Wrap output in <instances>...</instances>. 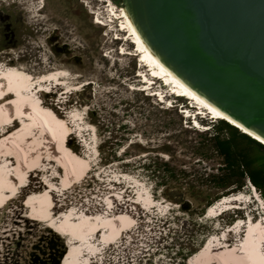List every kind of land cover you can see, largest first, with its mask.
Instances as JSON below:
<instances>
[{"label": "rangeland", "instance_id": "obj_1", "mask_svg": "<svg viewBox=\"0 0 264 264\" xmlns=\"http://www.w3.org/2000/svg\"><path fill=\"white\" fill-rule=\"evenodd\" d=\"M8 1L0 0L5 10ZM124 11L121 0H58V26L62 24L66 28L65 40L74 45L82 63L58 61L54 51L44 43V36L40 41L44 52L40 71L31 62L9 64L6 59H0V71L16 70L28 84L23 92L29 101L22 100V107H29L36 100L40 109L54 117L56 126H61L57 137L52 138L39 127L37 119H27V131L16 137L27 153V160H19L17 151H13L17 153L15 157L8 153L0 156V165L8 171L3 176L13 182L16 191L0 187V204L4 202L0 211L12 222L11 215L20 211L28 213L22 202L25 194L45 189L52 220L75 223L87 215L89 227L108 220L116 229L109 231L108 225L98 227L91 239L96 252L87 253L80 261L88 258L87 264H189V259L208 241L224 243V249L240 243L250 220H260L264 200L247 183L242 191L214 200L211 206L222 203L216 215L211 216L207 214V203L214 199L215 190L199 184L196 189L204 193L201 199L186 194L193 207L201 210L192 215L165 194L166 186L158 184V175L166 173L158 166L160 162L168 161L173 173L178 175L169 182L171 191L191 192L189 181L194 172H216L220 160L213 155L198 160L192 146L200 138L198 131L208 128L200 119L211 122L213 118L206 111L196 115L199 109L191 106V99H179L159 77L151 76L142 67ZM96 16L105 25V17L112 21L102 26L95 22ZM52 27L49 25L46 34ZM139 73L150 78L147 83ZM48 75L54 78L42 80ZM90 82L91 94L86 90L85 97H81L80 89ZM153 91L159 97L150 94ZM43 92L47 93L46 97ZM7 98L14 97L8 94ZM181 103L187 113L182 112ZM94 108L101 115L99 120H93L90 115ZM112 115L116 120L111 119ZM19 124L17 120L6 126L0 124V138L7 133L5 129H15ZM8 146L3 143L0 149H10ZM59 157L69 162L70 169ZM235 195L243 196L242 202L230 199ZM130 208L135 213L133 219L124 213ZM186 221H192L193 230L185 228ZM235 224L239 226L234 227ZM230 227L234 231H229ZM105 232L114 238L111 244L99 241V235ZM63 240H68L67 236ZM221 250L214 247L205 251L194 264H219L214 256ZM232 254L229 251L224 255L230 264H245L240 255Z\"/></svg>", "mask_w": 264, "mask_h": 264}, {"label": "water", "instance_id": "obj_2", "mask_svg": "<svg viewBox=\"0 0 264 264\" xmlns=\"http://www.w3.org/2000/svg\"><path fill=\"white\" fill-rule=\"evenodd\" d=\"M121 2L166 67L264 141V0ZM91 86H83L88 95ZM168 195L183 211L195 210L184 192Z\"/></svg>", "mask_w": 264, "mask_h": 264}, {"label": "bare ground", "instance_id": "obj_3", "mask_svg": "<svg viewBox=\"0 0 264 264\" xmlns=\"http://www.w3.org/2000/svg\"><path fill=\"white\" fill-rule=\"evenodd\" d=\"M124 15L126 16L128 26L130 27V30L132 31V34L134 35L135 42L137 43V49L135 50L137 51L136 53H138V55L140 56L139 61L143 64L142 67L145 70H147L151 76L156 77V78L159 77V79H161L164 84H166L167 86L171 88V90H173L172 92L174 93L176 92L177 94H181L183 96L184 95L188 96V98L191 99L192 101L191 106L197 107V109H199L196 115H199L202 112L206 111L207 114L209 113L212 116V118H216V119L224 118L227 121L234 124L235 126H237L238 128H240L241 130H243L244 132L248 133L249 135L251 134V136L255 137L256 139H259L260 141L264 143L263 140L258 138L256 135H253L252 132H250L248 129L240 125L238 122L234 121L226 113L221 111L217 106L213 105L206 98L199 95L196 91H194L191 87H189L186 83H184L179 77H177V75H175L168 67H166L158 59V57L149 49V47L145 44L140 34L137 32L136 28L134 27L126 11H124ZM105 18L107 22L106 25H108L109 24L108 21H110L111 19H109V17L108 18L105 17ZM10 69H3L2 71H0V124H2L3 126L10 125L11 121L13 120L15 121L18 118L19 119L17 121H19L20 124L15 129L7 132L5 135H3L0 138V145L5 143L9 145L8 147L10 148L8 149L6 147L8 150L0 149V156H3L6 153H8L11 157H15L17 153L14 154L13 151L14 152L17 151L19 152L18 154V157L20 158L19 160L22 159L23 161V158L27 160L26 158L27 153L25 152V149L22 147V144L16 140V137H17V134H20L21 132L25 133L27 131V128H28V126H26V123L28 122L26 121L27 119L29 120L32 117L35 119V121L37 119L38 120L37 122L40 124L39 127L41 126L44 129V131L51 134L52 138H55V136L57 137V129L60 128L61 126H56L57 124L53 120L54 117H49V112H46V111L44 112L42 109H40V104L38 102H35L36 100H34V104L32 105L27 104V106L29 105V107H26V106L22 107L21 102L29 101L28 97H26L23 92L25 89H27L28 84L24 83L19 72H17L16 70L14 71ZM60 74L61 73H58V75ZM139 75L142 77L143 73H139ZM143 76H144L145 82L147 83L148 79L150 78H148L146 74H144ZM53 78H54V75H48V76L43 77V79L40 78L39 80L53 79ZM42 89L43 88H39V90H42ZM8 94L13 95L14 98L8 99L7 98ZM17 98H20V99L18 100ZM24 102H23V105H24ZM182 111H184V109ZM32 121L34 120L32 119ZM35 121H34V125H35ZM37 122H36V125H37ZM26 138H28V135H26ZM61 141L62 140L60 139L59 142ZM61 151H63L62 147H61ZM66 156H67V153H66ZM59 158H61L60 159L61 162H63L65 166L68 169H70L69 162L64 158L62 160V157H59ZM5 170L6 169L0 165V187L5 189L6 191H15V188L12 184L13 182L9 180V178H5L6 176L5 177L3 176V174L8 172L7 170L6 171ZM15 170L18 176L20 173L18 171V166H16ZM19 185H22V184L19 183ZM47 193H48V190L45 191L44 189V191L40 193L30 194L26 198V200L24 201V205L28 207V213H27L28 217H31L33 219H38V220H45L48 226L54 229L57 233L67 236L68 251L62 261V264H87L89 262L88 258H84L83 261H80V258L84 257L87 253L93 254L96 252L95 245L94 243L91 242L92 234L98 229H100L98 227H102L103 225H108V227L110 228L109 231L111 230L115 231L116 229L114 230V225L111 223V221L109 222L107 220L108 223L105 224L107 221L103 222V220H100V223H98V226H95L94 224V226L89 227V225L87 224V219H88L87 215L86 217L81 216L79 220L75 223L74 221L73 222L72 221H68V222L61 221L60 223L58 222L57 219L52 220L53 218L52 219L50 218V203L47 201L45 202L46 198L48 197ZM9 197L11 198V196ZM242 198L243 196L241 195H235L231 197L230 199L233 200L235 203H237ZM3 203L4 202L2 201V203L0 204V207L3 206ZM221 203H217V205H213L209 207L207 214L211 216H215L217 213V207ZM262 208L264 209V205H262ZM260 217L261 218L259 221L257 220L254 222L253 220L252 221L250 220V224L248 225L250 227L245 230L247 231L246 234L243 233L240 243L228 245L229 248L224 249L225 247L224 243L219 244V242L212 243L211 241H208L207 243H205L202 249H200L197 253H195V255H193V257L189 259L188 263L194 264L198 260L199 256H202L201 254L203 255L205 254L204 253L205 251H208V250L211 251L212 249H214V247H221L223 248V250H221L219 254H216L214 256V258L217 259V262H219V264H230L228 259H226L227 257L225 258L224 256L228 254L229 251L233 252L232 255H234V253L236 255H240L241 259L244 261L245 264H264V255H263L264 254V211L262 212ZM119 219L121 220V218ZM96 222H97V219H96ZM236 226H239V225L235 224L234 227ZM243 226H245V224ZM228 230L234 231L232 227H230ZM116 232H120V231L118 230ZM113 239L114 238L111 239V237H109V235H107L106 232L101 233V235H99V241L103 243H108V242L110 243L112 242ZM203 260L204 259H202V261Z\"/></svg>", "mask_w": 264, "mask_h": 264}, {"label": "flooded vegetation", "instance_id": "obj_4", "mask_svg": "<svg viewBox=\"0 0 264 264\" xmlns=\"http://www.w3.org/2000/svg\"><path fill=\"white\" fill-rule=\"evenodd\" d=\"M95 22L106 26L98 20ZM49 25L53 27L46 34ZM63 30L66 28L62 24L58 26V0H10L7 10L0 6V59H6L9 64L31 62L38 65L35 70L40 71L44 53L43 43L40 41L44 36V43L54 51L58 61L81 64L82 58L77 55L74 45L65 40L68 36ZM86 90L87 88L80 89L78 94L85 97ZM90 115L93 120H99L101 117L95 108L90 111ZM111 117L112 120H116L115 116ZM12 129V127L5 129V132ZM86 180L84 179V182ZM184 193L186 197V192ZM29 194L22 198L23 205ZM191 209L195 210L187 213L192 215L201 213V210L193 205ZM128 211L124 213L133 219L134 211L131 208ZM11 217L12 222L9 221L7 214L0 211V264H62L68 251L64 236L62 237L46 222L32 219L23 211ZM191 223L192 221H186L185 228L191 229Z\"/></svg>", "mask_w": 264, "mask_h": 264}, {"label": "trees", "instance_id": "obj_5", "mask_svg": "<svg viewBox=\"0 0 264 264\" xmlns=\"http://www.w3.org/2000/svg\"><path fill=\"white\" fill-rule=\"evenodd\" d=\"M200 120L203 125L208 124V128L198 131L200 138L192 145L193 152L198 160L216 157L220 162L216 172H194L192 179L189 178L191 192L188 190L186 194L201 199L204 193L196 186L211 187L215 190V197L207 203L210 205L220 197L242 191L250 183L264 200V143L226 119ZM158 166L166 171L157 179L158 184L166 186L165 194L168 195L171 191L169 182L178 175L173 173L174 169L168 161L160 162Z\"/></svg>", "mask_w": 264, "mask_h": 264}, {"label": "built area", "instance_id": "obj_6", "mask_svg": "<svg viewBox=\"0 0 264 264\" xmlns=\"http://www.w3.org/2000/svg\"><path fill=\"white\" fill-rule=\"evenodd\" d=\"M180 107H183V109L184 110H187L186 108H185V105L184 104H182ZM183 109H181V110H183ZM183 113H187L188 112V110L187 111H182ZM214 119V118H213ZM254 188V187H253ZM255 189V188H254Z\"/></svg>", "mask_w": 264, "mask_h": 264}, {"label": "clouds", "instance_id": "obj_7", "mask_svg": "<svg viewBox=\"0 0 264 264\" xmlns=\"http://www.w3.org/2000/svg\"><path fill=\"white\" fill-rule=\"evenodd\" d=\"M96 18H97V16H96ZM97 20L100 21V22H102V23L105 25V22H104L102 19L97 18ZM181 104H184V103H181ZM214 119H216V118H214ZM252 188H253V187H252Z\"/></svg>", "mask_w": 264, "mask_h": 264}]
</instances>
